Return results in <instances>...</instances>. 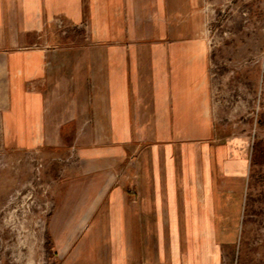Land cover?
Segmentation results:
<instances>
[{
	"label": "crops",
	"instance_id": "1",
	"mask_svg": "<svg viewBox=\"0 0 264 264\" xmlns=\"http://www.w3.org/2000/svg\"><path fill=\"white\" fill-rule=\"evenodd\" d=\"M204 4L0 0L8 139L19 135L16 146L29 147L41 126L56 149L61 121L72 134L85 125L79 166L54 179L48 228L60 264H174L182 244L187 255L194 250L182 236L220 211L214 174L230 176L222 151L209 160L189 141L194 134L212 139L209 50L199 39ZM60 19L101 44L36 47L35 38L55 36ZM94 52L101 54L95 60Z\"/></svg>",
	"mask_w": 264,
	"mask_h": 264
},
{
	"label": "rangeland",
	"instance_id": "2",
	"mask_svg": "<svg viewBox=\"0 0 264 264\" xmlns=\"http://www.w3.org/2000/svg\"><path fill=\"white\" fill-rule=\"evenodd\" d=\"M198 21L199 39L209 50L211 112H205V119L212 139L208 133L206 139L194 134L189 141L209 160L219 147L230 176L214 174L220 211L207 212L203 227L190 229L187 239L182 236L183 243H194V250L187 255L182 244V258L173 263L264 264V0H205ZM55 24V36L35 38L36 47L101 44L62 19ZM100 55L94 52V60ZM61 122L60 148H51V133L41 126L34 127L29 147L21 148L13 141L19 135L10 140L5 134L0 112V264L61 262L48 228L54 179L79 166L78 141L85 130L82 125L79 134H72ZM205 203L208 208L207 198ZM173 253H178L176 246Z\"/></svg>",
	"mask_w": 264,
	"mask_h": 264
}]
</instances>
